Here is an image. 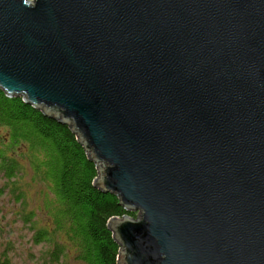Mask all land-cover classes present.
Listing matches in <instances>:
<instances>
[{
  "label": "water",
  "instance_id": "obj_1",
  "mask_svg": "<svg viewBox=\"0 0 264 264\" xmlns=\"http://www.w3.org/2000/svg\"><path fill=\"white\" fill-rule=\"evenodd\" d=\"M0 89L139 212L117 264H264V0H0Z\"/></svg>",
  "mask_w": 264,
  "mask_h": 264
},
{
  "label": "trees",
  "instance_id": "obj_2",
  "mask_svg": "<svg viewBox=\"0 0 264 264\" xmlns=\"http://www.w3.org/2000/svg\"><path fill=\"white\" fill-rule=\"evenodd\" d=\"M0 128H4L0 172L6 179L15 178L23 168L12 154L25 157L33 177L54 196L51 228L35 231L36 243L51 245L47 251L50 260L59 262L69 243L83 264H117L119 246L108 222L113 217L133 215L119 204L115 194L95 185V162L69 124L0 89ZM57 232L65 235L66 244L54 239Z\"/></svg>",
  "mask_w": 264,
  "mask_h": 264
},
{
  "label": "rangeland",
  "instance_id": "obj_3",
  "mask_svg": "<svg viewBox=\"0 0 264 264\" xmlns=\"http://www.w3.org/2000/svg\"><path fill=\"white\" fill-rule=\"evenodd\" d=\"M3 131L4 128H0V135ZM12 156L23 169L12 179H6L0 172V261L7 264H83L76 259L69 243L67 253L59 262L51 261L47 255L50 244L36 243V228H51L55 199L46 185L33 177L27 158ZM98 167L103 169L100 164ZM131 214L132 219L140 215L137 210ZM54 239L62 244L67 242L61 232H57Z\"/></svg>",
  "mask_w": 264,
  "mask_h": 264
}]
</instances>
